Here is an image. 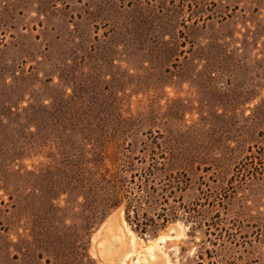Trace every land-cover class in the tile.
Returning <instances> with one entry per match:
<instances>
[{
	"label": "rangeland",
	"instance_id": "374dc122",
	"mask_svg": "<svg viewBox=\"0 0 264 264\" xmlns=\"http://www.w3.org/2000/svg\"><path fill=\"white\" fill-rule=\"evenodd\" d=\"M0 264H264V0H0Z\"/></svg>",
	"mask_w": 264,
	"mask_h": 264
}]
</instances>
